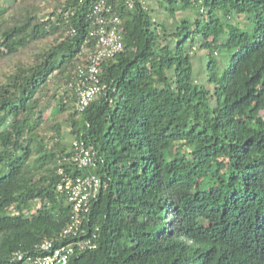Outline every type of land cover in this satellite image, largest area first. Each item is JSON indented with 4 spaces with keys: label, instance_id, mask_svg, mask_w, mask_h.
<instances>
[{
    "label": "trees",
    "instance_id": "obj_1",
    "mask_svg": "<svg viewBox=\"0 0 264 264\" xmlns=\"http://www.w3.org/2000/svg\"><path fill=\"white\" fill-rule=\"evenodd\" d=\"M96 1L0 0V264L43 253L70 217L57 185L89 171L97 247L67 264H264V0H106L123 49L80 112Z\"/></svg>",
    "mask_w": 264,
    "mask_h": 264
},
{
    "label": "built area",
    "instance_id": "obj_2",
    "mask_svg": "<svg viewBox=\"0 0 264 264\" xmlns=\"http://www.w3.org/2000/svg\"><path fill=\"white\" fill-rule=\"evenodd\" d=\"M88 19L93 43L86 49L85 65L80 66L77 73L76 107L80 112L85 111L105 87L101 81L100 68L103 60L123 49L122 21L111 4L106 0L93 2ZM72 148L70 160L78 167L93 169L98 166L95 151L83 139H75ZM60 172L63 170L60 169ZM103 186L102 178L92 171L77 177L64 176L57 190L67 197L71 207L66 227L55 236L43 240L40 246L43 253L33 255L16 252L9 264H67L77 251L95 249L97 235H89L84 225Z\"/></svg>",
    "mask_w": 264,
    "mask_h": 264
},
{
    "label": "rangeland",
    "instance_id": "obj_3",
    "mask_svg": "<svg viewBox=\"0 0 264 264\" xmlns=\"http://www.w3.org/2000/svg\"><path fill=\"white\" fill-rule=\"evenodd\" d=\"M152 6L157 8V12L158 14L163 17V18H169L168 12L164 9L158 6V4L156 2H154V0H152ZM182 16H193L189 11L183 12L179 15V17ZM170 24V23H168ZM202 54L199 53L197 55H195V65L197 67V69H199V73H200V77L203 75V73L205 72V67H206V59L201 57ZM202 79L203 76H202Z\"/></svg>",
    "mask_w": 264,
    "mask_h": 264
}]
</instances>
